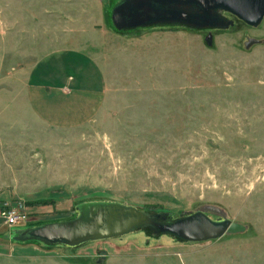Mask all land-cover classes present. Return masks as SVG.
<instances>
[{"label": "rangeland", "instance_id": "obj_1", "mask_svg": "<svg viewBox=\"0 0 264 264\" xmlns=\"http://www.w3.org/2000/svg\"><path fill=\"white\" fill-rule=\"evenodd\" d=\"M121 1L0 0V214H23L16 227L0 215L11 236L0 264H264V20L225 11L224 30H119ZM70 50L97 64L106 89L92 118L56 127L34 109L29 75ZM75 70L66 78L78 82ZM90 202L242 229L198 243L150 226L77 248L14 242Z\"/></svg>", "mask_w": 264, "mask_h": 264}, {"label": "water", "instance_id": "obj_2", "mask_svg": "<svg viewBox=\"0 0 264 264\" xmlns=\"http://www.w3.org/2000/svg\"><path fill=\"white\" fill-rule=\"evenodd\" d=\"M228 12L250 27L264 20V0H123L112 11L113 24L119 30H134L155 24L185 25L192 29H226L232 25L220 16ZM211 35L208 43L211 45ZM76 219L34 226L13 236L15 241H39L47 245L77 248L91 241L117 238L140 227H152L158 235L186 242L218 240L240 232L233 221H213L205 212L166 222L167 213L152 215L120 203L90 202L76 206ZM7 238H11L7 235Z\"/></svg>", "mask_w": 264, "mask_h": 264}, {"label": "crops", "instance_id": "obj_3", "mask_svg": "<svg viewBox=\"0 0 264 264\" xmlns=\"http://www.w3.org/2000/svg\"><path fill=\"white\" fill-rule=\"evenodd\" d=\"M69 66L75 67L77 75L82 76L80 81L73 76L66 78ZM30 72L28 87L32 105L52 126L84 122L100 110L106 89L105 76L89 56L76 50L65 51Z\"/></svg>", "mask_w": 264, "mask_h": 264}, {"label": "built area", "instance_id": "obj_4", "mask_svg": "<svg viewBox=\"0 0 264 264\" xmlns=\"http://www.w3.org/2000/svg\"><path fill=\"white\" fill-rule=\"evenodd\" d=\"M0 215L9 227H16L23 222V214H21L20 210L14 208H6Z\"/></svg>", "mask_w": 264, "mask_h": 264}, {"label": "trees", "instance_id": "obj_5", "mask_svg": "<svg viewBox=\"0 0 264 264\" xmlns=\"http://www.w3.org/2000/svg\"><path fill=\"white\" fill-rule=\"evenodd\" d=\"M7 235H8V233L7 234H0V241L6 242L9 239V238H7ZM34 241H29V242H34ZM14 242H15V240H14ZM35 242H38V241H35Z\"/></svg>", "mask_w": 264, "mask_h": 264}]
</instances>
